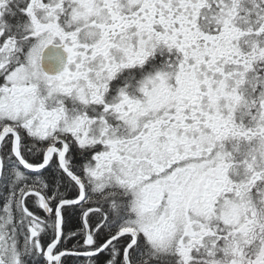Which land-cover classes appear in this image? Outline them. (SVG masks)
Here are the masks:
<instances>
[{
    "label": "snow or ice",
    "instance_id": "obj_1",
    "mask_svg": "<svg viewBox=\"0 0 264 264\" xmlns=\"http://www.w3.org/2000/svg\"><path fill=\"white\" fill-rule=\"evenodd\" d=\"M0 264H264V0H0Z\"/></svg>",
    "mask_w": 264,
    "mask_h": 264
}]
</instances>
